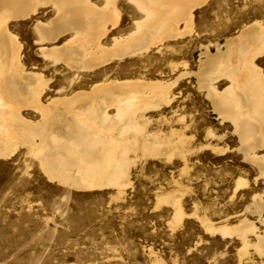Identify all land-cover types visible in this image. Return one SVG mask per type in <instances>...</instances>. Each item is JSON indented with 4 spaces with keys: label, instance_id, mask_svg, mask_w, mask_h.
<instances>
[{
    "label": "bare ground",
    "instance_id": "1",
    "mask_svg": "<svg viewBox=\"0 0 264 264\" xmlns=\"http://www.w3.org/2000/svg\"><path fill=\"white\" fill-rule=\"evenodd\" d=\"M209 1L0 0V160L23 155L26 171L36 168L49 183L76 191L111 190L117 201L131 186L138 162L161 159L177 168L168 173L169 186L154 191L155 209L171 211L170 230L194 218L206 235L235 247L237 264H264V21L251 19L223 42L201 44L197 70L187 61H170L173 77L160 69L147 74L150 63H142L137 75L117 74L126 59L182 51L178 44L193 34L196 13ZM126 12L131 24L123 29ZM31 19L38 55L29 67L16 28ZM48 67L55 74L68 71L69 89H52ZM190 77L222 127L217 132L208 126L202 141L193 133L194 109L176 105ZM200 153L218 162L229 154L241 158L230 200L247 194L242 209L214 219L209 205L194 199L193 209L186 210V198L196 193L192 166ZM148 250L150 264H184Z\"/></svg>",
    "mask_w": 264,
    "mask_h": 264
},
{
    "label": "rangeland",
    "instance_id": "2",
    "mask_svg": "<svg viewBox=\"0 0 264 264\" xmlns=\"http://www.w3.org/2000/svg\"><path fill=\"white\" fill-rule=\"evenodd\" d=\"M224 1L210 0L197 11L193 34L178 44L184 46L182 51L175 54L166 50H163L166 54L152 51L143 57V61L142 58L126 59L125 63H121L122 69L119 66L117 74L120 77L134 76L142 72L141 65L150 63L151 68L148 67L150 71H147V74L157 73L160 69L167 77H173L175 75L169 66L170 61H187L190 69L197 70L202 45L215 43L216 40L223 42L227 35L251 19L260 18L264 21V0ZM25 22L17 26L16 31L24 43L27 66L31 67V63L37 61L38 55L32 31L34 20ZM129 23L131 24V13L126 12L122 28H128ZM211 49L215 51L214 46H211ZM261 65L264 66V60ZM179 69L183 68L180 66ZM62 70L60 74H55L51 67L45 71L48 77H52V89L60 86L69 89L66 77L68 71ZM83 79L89 80L90 77ZM194 81L196 82L195 77L183 81V96L181 95L176 105H185L188 111L194 109L197 122L195 121L193 133L202 141L208 126L215 127L217 132H221L222 127L216 120L217 116L211 112L208 101L193 87ZM209 121L212 123L209 124ZM234 144V141H230V145ZM235 157V154H229L225 161L218 162L213 155L200 153L194 158L195 167L192 166V174L197 180L193 181L192 187L196 193L185 200L188 212L193 209L194 199L199 200L203 206L209 205L207 212L214 219L227 211L233 212L243 208L246 202L242 201L249 199L247 194L246 197L239 195L232 198L233 201L230 200L232 177L237 174L238 166L242 165L241 158L236 161ZM197 161L200 163H196ZM179 165L180 163H177L174 166ZM25 166L23 155L16 156V159L13 157L0 160V262L3 264H150L153 258L148 250L150 247L168 262L179 257L177 260L184 264H237L235 247L227 248L218 237L206 235L196 219H186L173 231L167 224L170 209H155L154 191L161 185L166 187L171 178L170 172L177 169L170 163L167 164L161 159L138 162L132 168L131 186L126 190L125 196L117 201L112 200L111 190H69L49 183L36 168L27 172ZM250 174H253L251 177L254 176L255 171H250ZM197 242L199 243L196 244ZM222 251L225 254L221 255Z\"/></svg>",
    "mask_w": 264,
    "mask_h": 264
}]
</instances>
